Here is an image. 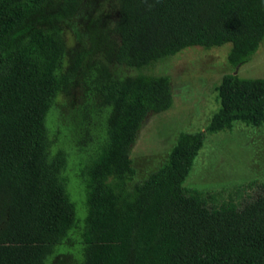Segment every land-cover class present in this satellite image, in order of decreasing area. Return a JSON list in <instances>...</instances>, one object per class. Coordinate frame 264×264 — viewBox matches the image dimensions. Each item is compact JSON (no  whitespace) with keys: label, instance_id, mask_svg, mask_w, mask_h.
<instances>
[{"label":"trees","instance_id":"trees-1","mask_svg":"<svg viewBox=\"0 0 264 264\" xmlns=\"http://www.w3.org/2000/svg\"><path fill=\"white\" fill-rule=\"evenodd\" d=\"M83 0H0V264H46L76 226L46 116L86 53L66 67L63 22ZM115 62L140 68L188 46L229 43L227 61H250L264 39V0H117ZM89 90L104 137L80 169L85 215L78 264H264V184L242 203L187 187L206 133L234 121L264 125V78L226 74L203 130L179 132L166 160L134 181L130 150L144 119L173 104L166 75H117L98 62Z\"/></svg>","mask_w":264,"mask_h":264},{"label":"rangeland","instance_id":"rangeland-1","mask_svg":"<svg viewBox=\"0 0 264 264\" xmlns=\"http://www.w3.org/2000/svg\"><path fill=\"white\" fill-rule=\"evenodd\" d=\"M117 0H83L78 12L63 22L66 67L74 52L86 58L75 78L61 91L46 116L50 150L63 149L67 165L63 172L75 205L76 226L56 247L46 264H78L81 258L80 228L85 215L84 181L80 169L96 152L104 137V110L89 90L88 78L98 62L117 75L154 74L169 77L173 104L149 114L130 150L134 181L144 179L167 158L179 132L205 128L218 108L215 85L226 74L264 78V39L248 62L233 67L227 61L230 44L204 48L188 46L152 65L134 68L115 62L119 37L114 30ZM264 184V125L234 121L230 130L206 133L203 146L184 181L187 187L216 191V201L239 204L262 190Z\"/></svg>","mask_w":264,"mask_h":264}]
</instances>
